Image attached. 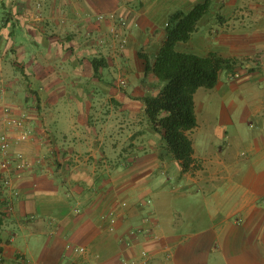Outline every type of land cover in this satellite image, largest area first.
Listing matches in <instances>:
<instances>
[{
    "label": "crops",
    "instance_id": "crops-1",
    "mask_svg": "<svg viewBox=\"0 0 264 264\" xmlns=\"http://www.w3.org/2000/svg\"><path fill=\"white\" fill-rule=\"evenodd\" d=\"M203 1L0 0V133L8 107L21 120L13 134L30 133L11 151L42 160L11 173L2 264H125L141 250L146 264H264V0H210L175 45L228 61L194 92L187 171L144 113L142 98L161 87L145 61L169 14ZM7 196L0 188V203ZM149 211L154 236L127 246Z\"/></svg>",
    "mask_w": 264,
    "mask_h": 264
},
{
    "label": "trees",
    "instance_id": "trees-1",
    "mask_svg": "<svg viewBox=\"0 0 264 264\" xmlns=\"http://www.w3.org/2000/svg\"><path fill=\"white\" fill-rule=\"evenodd\" d=\"M209 2L204 0L185 12L175 10L170 13L165 37L153 63L149 65L145 61V69L161 83L155 95L142 98L145 116L161 135L167 152L179 162L182 171H187L192 162V146L187 132L196 125L194 92L199 87L212 88L219 70L228 63L215 53L197 55L175 48L177 42L190 37L198 20L207 12ZM91 65L96 73L103 62L92 58Z\"/></svg>",
    "mask_w": 264,
    "mask_h": 264
},
{
    "label": "built area",
    "instance_id": "built-area-1",
    "mask_svg": "<svg viewBox=\"0 0 264 264\" xmlns=\"http://www.w3.org/2000/svg\"><path fill=\"white\" fill-rule=\"evenodd\" d=\"M110 17L112 15H109ZM104 15L98 14L97 19L103 18ZM98 42H101V39H98ZM125 39H119L118 46L122 48L125 45ZM117 85L122 87L125 85V79L123 77L118 78ZM5 130L0 133V188L7 192L8 196L1 200L0 203V215L4 213H9L12 208V197L17 194V191L14 190L11 184V173L22 172L31 168L33 164H39L42 162L40 158H35L33 161H29L25 155L20 151H11L12 145L16 142L25 141L29 138V134L26 131H19L16 135L13 134L12 129H16L21 126V120L18 119L13 112L8 108L4 107L3 109V121ZM12 128V129H11ZM145 203L148 205L151 204L150 199H146ZM125 202H121V206H124ZM73 211L78 213L80 209L74 207ZM109 220V228L113 229L114 223L116 221L117 214L114 211H110L107 215ZM154 226L155 220L154 217L149 211L144 215L141 222L130 228L126 233L125 244L127 246L132 245L137 239L141 238H151L154 236ZM74 251L83 254L86 253V249L83 246H72ZM165 258H169V251L164 253ZM141 261L136 262L134 259L124 261L125 264H146V261L149 258V253L146 250H141L140 252ZM0 264L1 258H0ZM85 264H89L88 262Z\"/></svg>",
    "mask_w": 264,
    "mask_h": 264
},
{
    "label": "rangeland",
    "instance_id": "rangeland-1",
    "mask_svg": "<svg viewBox=\"0 0 264 264\" xmlns=\"http://www.w3.org/2000/svg\"><path fill=\"white\" fill-rule=\"evenodd\" d=\"M175 48H176V46H175ZM200 91H201V92H200L201 94L199 93V95H200L199 98H202V96H203L202 93H203V92H202V90H200ZM197 96H198V95H197ZM199 98H198V97L196 98V102H198L199 100H201V99H199ZM204 104H205V103H204ZM207 105H208V104H207ZM205 108H206V107H205ZM205 108H203V107H202V109H201V108H198V110H197V115H198V119H199V120H202V118L204 119V116H205V111H204V110H205ZM214 112H215V111H214ZM220 113H221V111L218 112V114H220Z\"/></svg>",
    "mask_w": 264,
    "mask_h": 264
}]
</instances>
